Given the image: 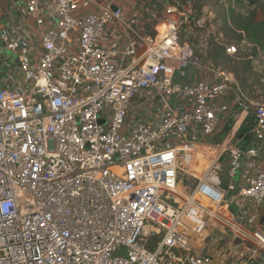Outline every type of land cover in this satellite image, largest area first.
<instances>
[{
  "label": "built area",
  "instance_id": "2783aa9c",
  "mask_svg": "<svg viewBox=\"0 0 264 264\" xmlns=\"http://www.w3.org/2000/svg\"><path fill=\"white\" fill-rule=\"evenodd\" d=\"M8 1L0 264H213L209 245L228 264H264V101L195 56V1ZM198 146L214 157L182 197Z\"/></svg>",
  "mask_w": 264,
  "mask_h": 264
},
{
  "label": "rangeland",
  "instance_id": "374dc122",
  "mask_svg": "<svg viewBox=\"0 0 264 264\" xmlns=\"http://www.w3.org/2000/svg\"><path fill=\"white\" fill-rule=\"evenodd\" d=\"M194 1L200 16L204 18L203 27L186 36L185 40L188 41L195 56L202 61L232 73L238 80L240 86L254 99L257 98L258 100L264 101V51L257 48L258 54L255 56L252 46L248 44L246 38V42L244 41V43L238 40V34L241 32V29L233 23L232 18L238 11L243 14L242 18L246 17L251 13L249 12L250 9L243 8V6L240 8L238 7L237 10L230 9L228 7L230 0ZM262 1L260 0V4L257 6L253 15L256 20H260L263 17L264 4H262ZM224 45H235L238 51L233 55H228L224 51L226 55L219 56L215 59L213 54L219 51L221 47H224ZM0 48L2 50L0 61L9 60L11 63L15 64V56L2 48L1 45ZM249 60L251 63L248 64ZM242 144L243 141L236 138V146L239 147ZM204 151L209 152V160L214 157V150L204 146H202L201 150L197 148V154L190 168L182 167L180 171L179 190L182 191V197L192 193L198 184L197 178L201 177L203 174L198 170L200 168L202 156H204L205 153ZM191 168L193 173H197L198 171V173H200L198 174L199 176H195L191 173L189 171ZM234 193V190L228 191L226 200H230ZM230 210L234 212L236 206L232 204ZM155 241L156 240H152V242L149 243L150 249H153V243Z\"/></svg>",
  "mask_w": 264,
  "mask_h": 264
},
{
  "label": "trees",
  "instance_id": "16d2710c",
  "mask_svg": "<svg viewBox=\"0 0 264 264\" xmlns=\"http://www.w3.org/2000/svg\"><path fill=\"white\" fill-rule=\"evenodd\" d=\"M246 1L248 5L253 6V9L249 11L251 13L242 18L243 14L238 11L235 15L232 16V18L233 23L241 29V32H239L238 34V40L240 41L243 38H246L247 42L252 46L253 54L256 56L258 54L257 48H260L262 49V51H264V11L263 17L260 20H256L253 15L256 11L257 6L260 4V0ZM237 4L239 8L243 6L241 0H237ZM262 4H264V1H262ZM223 55L226 54L224 52V47H221L219 51L213 54V57L216 59L217 57ZM249 63H251L250 60L248 61V64Z\"/></svg>",
  "mask_w": 264,
  "mask_h": 264
},
{
  "label": "crops",
  "instance_id": "0c3cea01",
  "mask_svg": "<svg viewBox=\"0 0 264 264\" xmlns=\"http://www.w3.org/2000/svg\"><path fill=\"white\" fill-rule=\"evenodd\" d=\"M0 9L4 12L3 18H7L11 15L10 10H9V1L8 0H0ZM0 57H2V50L0 48ZM15 64L11 63L9 60H5V61H0V75H2L4 73V70H6L8 67L12 68L14 67ZM225 128V126L220 127L216 133L214 134V136L212 137L213 140H215L214 142H219L221 141L225 135H222V131ZM250 139H244L243 143H248ZM199 148V147H197ZM200 150L202 149V147L199 148ZM204 150V149H203ZM205 152V153H204ZM204 156H202L201 160H204V158L206 157V151H204ZM202 153V154H203ZM207 159V158H206ZM201 167V164H200ZM206 252H211L212 255L215 257L213 264H228L227 259L222 258L219 255V250L217 249V246H208L205 248Z\"/></svg>",
  "mask_w": 264,
  "mask_h": 264
},
{
  "label": "bare ground",
  "instance_id": "6f19581e",
  "mask_svg": "<svg viewBox=\"0 0 264 264\" xmlns=\"http://www.w3.org/2000/svg\"><path fill=\"white\" fill-rule=\"evenodd\" d=\"M199 148L200 147H202V146H198ZM196 154H197V147H196V152H195V156H196ZM208 155H209V152L207 151L206 152V157L204 158V160H201L200 161V164H201V167L199 168V170L198 171H200V173H203L205 170H206V168H207V166L209 165V163H210V161H211V159L209 160L208 159ZM207 158V159H206ZM189 171L191 172V173H193L192 172V168H191V170L189 169ZM198 171H197V173H193L195 176H199L198 174H200V173H198ZM196 197L197 198H200L201 200H202V203L204 204V206H207V207H214V204H212V202H210V200H208V198H204V197H202V195H200V194H196Z\"/></svg>",
  "mask_w": 264,
  "mask_h": 264
},
{
  "label": "water",
  "instance_id": "95a60500",
  "mask_svg": "<svg viewBox=\"0 0 264 264\" xmlns=\"http://www.w3.org/2000/svg\"><path fill=\"white\" fill-rule=\"evenodd\" d=\"M252 123H253V120L251 118H248L247 122H245L240 128L237 138L241 139L242 135H244V138H242L243 140L250 139L251 138L250 129L252 128ZM228 128H229V125H226L225 128L223 129L222 131L223 136L226 134V131L228 130Z\"/></svg>",
  "mask_w": 264,
  "mask_h": 264
}]
</instances>
